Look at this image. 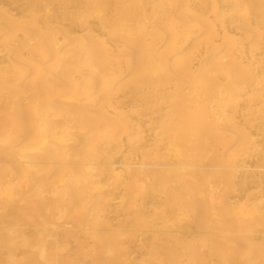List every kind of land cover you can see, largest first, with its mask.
<instances>
[{
    "label": "bare ground",
    "instance_id": "obj_1",
    "mask_svg": "<svg viewBox=\"0 0 264 264\" xmlns=\"http://www.w3.org/2000/svg\"><path fill=\"white\" fill-rule=\"evenodd\" d=\"M0 264H264V0H0Z\"/></svg>",
    "mask_w": 264,
    "mask_h": 264
}]
</instances>
